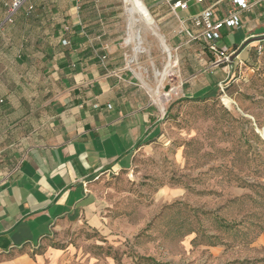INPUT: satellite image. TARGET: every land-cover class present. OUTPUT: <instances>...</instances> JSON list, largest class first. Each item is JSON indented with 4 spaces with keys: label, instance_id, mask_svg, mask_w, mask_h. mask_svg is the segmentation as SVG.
Returning a JSON list of instances; mask_svg holds the SVG:
<instances>
[{
    "label": "crops",
    "instance_id": "0c3cea01",
    "mask_svg": "<svg viewBox=\"0 0 264 264\" xmlns=\"http://www.w3.org/2000/svg\"><path fill=\"white\" fill-rule=\"evenodd\" d=\"M142 1L170 58L153 48L149 29L151 50H130L111 6L98 0H27L13 24L0 4V264H69L68 249L48 245L52 231L81 220L96 228V180L128 169L165 127L145 73L155 72L157 86L156 72L167 66L179 98L203 96L264 43V0H250L239 29L222 31L220 45L235 56L231 69L215 66L201 40L180 32L209 6L223 18L231 0L176 12Z\"/></svg>",
    "mask_w": 264,
    "mask_h": 264
},
{
    "label": "rangeland",
    "instance_id": "374dc122",
    "mask_svg": "<svg viewBox=\"0 0 264 264\" xmlns=\"http://www.w3.org/2000/svg\"><path fill=\"white\" fill-rule=\"evenodd\" d=\"M98 1L111 6L123 41L138 31L139 53L151 50L152 40H144L149 28L129 27L125 0ZM141 11L154 18L146 6ZM153 39V48L163 51ZM260 46L251 63L234 64L229 78L204 97L179 98L169 73L156 98L165 115L162 133L135 153L128 169L96 180L97 227L85 220L59 225L48 245L68 249L69 264H264ZM145 74L155 88V72Z\"/></svg>",
    "mask_w": 264,
    "mask_h": 264
},
{
    "label": "built area",
    "instance_id": "2783aa9c",
    "mask_svg": "<svg viewBox=\"0 0 264 264\" xmlns=\"http://www.w3.org/2000/svg\"><path fill=\"white\" fill-rule=\"evenodd\" d=\"M26 1L27 0H12L5 4L6 23L13 24L15 22L19 9L26 3ZM154 1H164L171 7L173 12H176L179 9L188 10L192 3L205 4L210 0ZM254 6L255 2L250 0H231L226 15L221 19L215 18L212 7H206L200 13H197L190 18L192 28L184 26L180 32H184L190 40H201L207 49L213 54L215 58V66L226 64V66L231 69L234 64V61L231 62L234 52L228 47L220 45L222 31L225 28L229 30L239 29L242 26V14L244 12H251ZM182 23L185 24L184 21H182ZM63 43L67 44L68 41L64 40ZM261 49L262 47H259V52Z\"/></svg>",
    "mask_w": 264,
    "mask_h": 264
},
{
    "label": "bare ground",
    "instance_id": "6f19581e",
    "mask_svg": "<svg viewBox=\"0 0 264 264\" xmlns=\"http://www.w3.org/2000/svg\"><path fill=\"white\" fill-rule=\"evenodd\" d=\"M125 1L129 6V8H128V12H129V16H130L129 27L131 26L132 22L144 23L153 32V34L158 37V39L160 40V44L162 46L163 51L166 52L167 56L170 58L171 57L170 49L166 45L164 38L158 33V31H156V29H155L156 23L153 20L152 16L146 11H144V12L141 11L142 8H145V5L142 3V1L141 0H125ZM129 29L131 30V28H129ZM129 33L130 34L133 33V34H131L130 36L128 35L129 38H127L125 42L126 43H135V45L137 46L135 52L137 54V53H139V51H142V45H143V41L141 38L142 36H140L138 34L139 33L138 31H132ZM169 72H170V70H169V67H167V66L163 71L156 72V74L159 78V83L152 91V92H154V94L160 96L161 89L163 86V81L165 80V77L169 74ZM162 111L165 112V107L162 108Z\"/></svg>",
    "mask_w": 264,
    "mask_h": 264
},
{
    "label": "trees",
    "instance_id": "16d2710c",
    "mask_svg": "<svg viewBox=\"0 0 264 264\" xmlns=\"http://www.w3.org/2000/svg\"><path fill=\"white\" fill-rule=\"evenodd\" d=\"M222 66H226V64H222ZM204 97V96H203ZM205 97H207V96H205ZM199 98H197V99H194V100H198Z\"/></svg>",
    "mask_w": 264,
    "mask_h": 264
},
{
    "label": "water",
    "instance_id": "95a60500",
    "mask_svg": "<svg viewBox=\"0 0 264 264\" xmlns=\"http://www.w3.org/2000/svg\"><path fill=\"white\" fill-rule=\"evenodd\" d=\"M234 58H235V56H232V58H231V62H233V61H234Z\"/></svg>",
    "mask_w": 264,
    "mask_h": 264
}]
</instances>
